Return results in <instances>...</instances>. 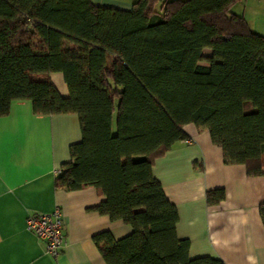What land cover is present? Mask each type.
Here are the masks:
<instances>
[{
  "label": "trees",
  "instance_id": "1",
  "mask_svg": "<svg viewBox=\"0 0 264 264\" xmlns=\"http://www.w3.org/2000/svg\"><path fill=\"white\" fill-rule=\"evenodd\" d=\"M238 1L135 0L120 9L0 0V117L17 100L35 114L77 115L81 138L53 183L94 187L103 200L90 209L131 227L120 238L92 236L106 264H224L189 257L152 163L192 123L208 131L225 164L264 175V36L230 11ZM223 198L222 189L205 193L208 205ZM259 215L264 226V202Z\"/></svg>",
  "mask_w": 264,
  "mask_h": 264
},
{
  "label": "crops",
  "instance_id": "2",
  "mask_svg": "<svg viewBox=\"0 0 264 264\" xmlns=\"http://www.w3.org/2000/svg\"><path fill=\"white\" fill-rule=\"evenodd\" d=\"M135 0H91L100 6L129 9ZM249 28L264 36V0H239L230 7ZM61 96L68 95L60 72L49 75ZM185 139L173 143L152 163V173L178 213L176 234L189 241L191 258L210 256L224 264H264V175L249 176L242 164H225L222 151L206 130L183 126ZM76 114H35L29 101L17 100L0 117V264H106L92 236L110 231L115 238L131 227L90 208L103 200L94 187L65 191L54 187L69 145L79 141ZM264 171V167H263ZM224 198L208 205L207 190ZM63 215L65 244L57 257L45 253L42 240L28 231V215Z\"/></svg>",
  "mask_w": 264,
  "mask_h": 264
},
{
  "label": "built area",
  "instance_id": "3",
  "mask_svg": "<svg viewBox=\"0 0 264 264\" xmlns=\"http://www.w3.org/2000/svg\"><path fill=\"white\" fill-rule=\"evenodd\" d=\"M185 142L189 143V140L185 139ZM25 226L28 231L42 240L45 253L52 257H57L60 254L65 241L63 215L58 207L49 213L28 215Z\"/></svg>",
  "mask_w": 264,
  "mask_h": 264
},
{
  "label": "rangeland",
  "instance_id": "4",
  "mask_svg": "<svg viewBox=\"0 0 264 264\" xmlns=\"http://www.w3.org/2000/svg\"><path fill=\"white\" fill-rule=\"evenodd\" d=\"M124 1V0H123ZM126 1V0H125ZM204 54H210V50L209 49H204ZM203 64V63H202Z\"/></svg>",
  "mask_w": 264,
  "mask_h": 264
}]
</instances>
